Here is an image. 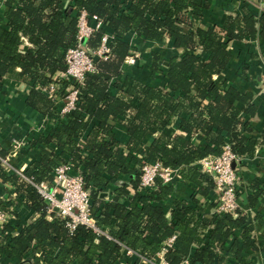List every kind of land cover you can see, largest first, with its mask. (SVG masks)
<instances>
[{"label": "trees", "instance_id": "1", "mask_svg": "<svg viewBox=\"0 0 264 264\" xmlns=\"http://www.w3.org/2000/svg\"><path fill=\"white\" fill-rule=\"evenodd\" d=\"M2 2L0 81L11 75L32 86L26 103L40 114H55V104L34 85L45 84L52 75L65 70L66 51L77 42L79 11L84 9L90 17L96 16L104 23L101 30L87 40L90 47L98 46L103 33L112 34L113 39L109 42L108 59H95L98 72L86 74L79 86L76 108L68 114L70 122L52 130L50 136H41L43 152L40 159L34 162L30 172L23 171L35 183L46 181L51 184V172L59 162L69 161L74 169H79L85 179V188L90 190V216L99 232L82 224L70 232L66 220L49 219L47 203L35 187L15 172H5L3 161L7 151L0 148V181L13 183L16 194L23 199L22 204L32 212L28 220H18L16 206L19 202L0 199L2 209H6V204L14 206L13 219L0 229V261H22L27 255L38 252L32 264H119L126 250L150 259L160 250L162 241L176 232L172 249L164 255L166 264H182L186 258L190 264H229L213 246L215 243L223 248L231 237L228 251L233 253V260L238 264H251L245 250L255 251L257 247L248 236L252 226L245 224L244 216L205 214L200 207L192 209L185 202L176 200L171 219H167L161 201L172 193V187L158 181L154 189L139 190L137 165L142 159L134 152L124 156L115 147L114 133L106 125L108 116L119 119L131 107L108 92L110 79L120 76L124 58L129 54L126 36L131 32L146 40L168 36L174 39L175 46L184 45L189 52L180 59L173 57L165 61L167 88L171 92L184 93L194 115L190 119L192 124L183 122L182 128L187 134L193 126L200 129L202 135L198 137L203 142L192 146L189 140L178 137L171 141L170 147L168 141L163 146L155 143L144 149L143 159L158 158L165 166L188 167L189 173L182 181L206 197L213 190V183L195 166L198 159L220 152L226 141L231 142V150L237 156L253 155L256 139L250 135L249 120L238 117L235 105V102L242 103L243 109L252 115L254 107L250 95L239 94L233 88L222 92L212 79L229 61V54L224 49L226 42L213 28L186 32L181 27L183 23L201 18L202 0H69L67 5L64 0H0V4ZM257 34L264 42V14L257 17L247 12L244 16L228 18L227 38L243 39ZM23 38L30 47H21ZM197 49L210 52L207 62L195 55ZM158 60L154 56L153 72L157 70ZM119 85L126 86L130 95L140 94L139 105L135 107L127 129L128 148L135 149L149 133L151 125H169L180 104L173 95L161 89L135 85L127 80ZM66 87V84L62 85L60 93L64 94ZM192 91L201 98L199 101L189 96ZM84 114L99 120V125L90 129L84 144L89 156L81 154L83 149L76 141L88 125V121L83 120ZM64 152L68 153V160L63 157ZM135 162L138 164L133 166ZM133 170L130 185L134 194L130 196L127 184H123L115 190L111 201L104 202L101 188ZM204 181L206 186L202 185ZM120 198H124L123 202ZM241 227L240 243L235 231ZM204 230H208L205 239L201 238ZM193 245L196 248L191 255Z\"/></svg>", "mask_w": 264, "mask_h": 264}, {"label": "crops", "instance_id": "2", "mask_svg": "<svg viewBox=\"0 0 264 264\" xmlns=\"http://www.w3.org/2000/svg\"><path fill=\"white\" fill-rule=\"evenodd\" d=\"M64 1L66 5L69 3V0ZM2 4L3 2L0 4V13L4 11ZM247 12L254 13L257 17L264 14V0H246L244 4H237L233 0H202L201 18L183 23L181 27L186 32H194L197 28L203 30L213 28L221 36V39L226 42L224 49L229 54V61L225 69L219 74H214L212 79L222 92L233 88L239 94L250 95V103L254 107L252 115H249L243 109L242 103L235 102L238 117L241 120H249L252 129L250 135L256 139V144L253 155L242 156V161L238 165L243 190L238 198V208L235 215L232 216L234 218L244 216L245 224L252 226L248 236L253 239L257 249L254 251L249 248L245 250V254L250 258L251 264H264V96L259 93L260 81L264 78V42L259 34L256 37H245L243 39H229L225 36L228 18L230 16H244ZM256 26L258 27V24ZM125 39L130 48L129 54H134L136 56L135 62H137L134 64L123 62L120 76L109 81V94L131 106L119 119L112 116H108L106 119V125L111 128L117 141L115 147L119 148L124 156H129L134 152L139 158L141 154L143 155L144 149L149 146L155 143L163 146L165 141H168L166 143L170 147L171 141L178 137L189 140L192 146L202 144L203 141L198 137L202 135L200 129L193 126L191 133L187 134L182 128L183 122L192 124L190 119L191 115H194L192 109L188 107V101L184 93L181 91L171 92L167 88L168 69L165 61L173 57L182 58L189 52L188 48L184 45L175 46L174 39L168 36L158 40H146L137 36L135 32H131ZM21 47H30V43L23 38ZM195 55L201 61L207 62L210 52L205 49H197ZM154 56H157L159 60L157 70L153 72ZM125 80L135 85L161 89L167 94L173 95L180 104L169 125H151L149 133H146L140 145L136 146L135 149L128 148L129 135L127 129L131 116L135 114V107L139 105L140 94L130 95L126 92V86L120 87L119 83ZM0 82V148L7 151L6 162H3L5 172L11 174L15 172L14 170L19 169L30 172L34 162L40 159L43 152L40 142L41 136H50L52 130L67 125L71 117L65 115L61 120L62 123L54 125L52 119L55 114H40L27 105L26 100L32 88L31 86L11 75L2 78ZM189 96L193 97L195 101L201 99L194 91ZM54 104L56 112L61 103L58 101L57 104ZM83 120L84 122L88 121V125L86 130L76 138V141L83 149L81 154L86 156L88 153L84 150V144L88 139L90 129L96 128L99 125V120L95 117H89L88 114H84ZM19 143L21 144L19 149H15L14 145ZM52 146L55 147L54 144ZM63 155L68 160V153L64 152ZM135 164L138 163L135 162L133 166ZM177 168L180 169L181 177L179 176L173 180V184L170 185L172 193L161 201L166 218L171 219V210L174 208L176 200L185 202L192 209L200 207L205 214H212L216 198L215 191L212 190L206 197L197 193L182 181L183 176L189 173L188 167L180 166ZM133 176L134 170L129 174L119 176L118 179L101 188L100 195L103 201H111L115 196V190L123 184H127L128 194L133 195L134 189L130 185ZM202 185L206 186L205 181L202 182ZM0 199H12L16 204L19 202L16 206L18 220L25 221L31 217V210L25 204H22L23 199L16 194L13 183L5 184L0 181ZM123 199L120 198V202H123ZM241 233L242 227L235 231L236 239L240 243L242 242ZM207 235L208 230H204L201 238L205 239ZM176 236L177 233L174 232L162 241L160 250L150 257L153 264H166L164 255L172 249ZM231 240L232 237L228 239L223 248L218 247L215 243L213 247L217 253L226 257L225 260L229 264H238L237 261L233 260V253L228 251V244ZM195 248L196 245H193L190 251L191 255L194 253ZM37 255H39L38 252L31 253L22 261L2 259L0 264H32L34 256ZM185 260L190 264L187 258ZM119 264L144 263L138 255L125 252Z\"/></svg>", "mask_w": 264, "mask_h": 264}, {"label": "built area", "instance_id": "3", "mask_svg": "<svg viewBox=\"0 0 264 264\" xmlns=\"http://www.w3.org/2000/svg\"><path fill=\"white\" fill-rule=\"evenodd\" d=\"M237 4H244L246 0H233ZM76 45L69 47L65 54L66 68L51 76L47 83H36L34 88L46 95L54 103L60 101V107L53 117L54 125L62 123L65 115L75 110L79 98V86L83 83L86 74L98 72L95 59H108L111 53L109 42L112 34L103 33L97 47H90L87 40L103 27V21L96 16H89L81 9L78 15ZM25 41V40H24ZM136 56L128 54L124 62L134 64ZM66 84L65 93L61 96L60 88ZM32 87V86H31ZM260 95L264 96V78L260 81ZM20 143L14 145L19 149ZM137 165L139 172V190L154 189L157 182L172 185L175 178L181 177L180 169L165 166L160 159L145 160ZM242 157L231 150V142L222 144L220 152L207 155L195 162L199 171L206 174L213 183L216 193L213 212L215 214L235 215L238 208V198L243 186L239 175L238 165ZM6 162V159L3 161ZM14 170V169H13ZM26 182L32 184L37 193L47 203V217L66 220V226L72 232L79 224L86 225L99 232L94 219L90 216V190L85 188V179L79 169H74L69 161L59 162L52 170V183L46 181L35 183L24 175L23 170H14ZM13 201V200H12ZM7 209V210H6ZM6 209L0 207V229L4 223L13 219L14 206L6 204ZM129 254H136L144 264H153L152 259H147L131 250ZM182 264H189L186 260Z\"/></svg>", "mask_w": 264, "mask_h": 264}]
</instances>
